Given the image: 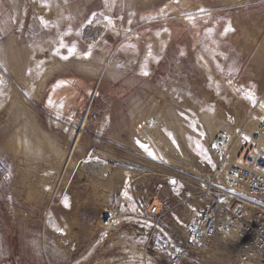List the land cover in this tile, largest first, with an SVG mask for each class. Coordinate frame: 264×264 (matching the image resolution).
<instances>
[{"label": "rangeland", "instance_id": "rangeland-1", "mask_svg": "<svg viewBox=\"0 0 264 264\" xmlns=\"http://www.w3.org/2000/svg\"><path fill=\"white\" fill-rule=\"evenodd\" d=\"M131 1L0 0V264H167L154 240L178 233L211 138L255 142L264 0ZM200 264H234V249L214 241Z\"/></svg>", "mask_w": 264, "mask_h": 264}, {"label": "built area", "instance_id": "built-area-1", "mask_svg": "<svg viewBox=\"0 0 264 264\" xmlns=\"http://www.w3.org/2000/svg\"><path fill=\"white\" fill-rule=\"evenodd\" d=\"M254 132V143L237 144L238 135L228 126L211 138L208 173L189 195L178 233L163 232L154 240V251L167 264H200L214 241L234 249V264H264V144L258 139L264 118ZM168 201L164 195L160 206L168 207Z\"/></svg>", "mask_w": 264, "mask_h": 264}, {"label": "bare ground", "instance_id": "bare-ground-1", "mask_svg": "<svg viewBox=\"0 0 264 264\" xmlns=\"http://www.w3.org/2000/svg\"><path fill=\"white\" fill-rule=\"evenodd\" d=\"M149 1V0H148ZM218 1H220V2H222V3H228L227 5H229V6H234V5H239V4H242V3H244V0H218ZM131 2H141V3H144V0H132ZM181 3V5H183L184 7H188L189 5H193V3H191L190 1H188V0H183V1H181L180 2ZM226 5V4H225ZM222 6H224V4L222 5ZM256 38V36L254 35V34H252L251 33V31L250 32H247L246 33V37H245V41L243 42L244 44L242 45V47H247L251 42H252V40H254ZM246 44V45H245ZM259 53V54H258ZM258 53H256V54H258V55H260V58L259 59H264V39L262 40V42L260 43V50H258ZM257 55V56H258ZM39 88V87H38ZM260 110L262 111V113H263V115H264V106H261V108H260ZM258 117V116H257ZM156 118L157 117H153L152 119L153 120H149L150 122H147V123H145V124H143V126H141V129H142V131L143 132H146V130L149 132L148 134H147V137L149 138V137H153V138H155V140H156V138H160V137H162L161 135H159L154 129V127H155V122H156ZM155 119V120H154ZM212 122V121H211ZM213 127V126H212ZM214 129V128H213ZM214 131V130H213ZM138 132V131H137ZM154 133V136L152 135ZM214 133V132H213ZM255 132L254 131H251V132H247L246 134H247V137H248V139H249V141L251 140V138H252V136H253V134H254ZM140 134V133H139ZM168 134H170L169 132H168ZM171 136V135H170ZM246 137V138H247ZM173 138V137H172ZM258 139H260L259 140V142H261V143H263L264 144V135H260L259 137H258ZM22 138L19 136V135H17V136H14L12 139H11V141L9 142V147L14 151V152H19V150H20V148H21V145H22ZM253 140V139H252ZM137 141H139L140 143H137ZM47 143H49V142H47L43 137H41L40 138V142L39 143H37L36 145H34V143L31 145V148L33 149V150H37V151H42V146H44V144H47ZM136 143L138 144V145H141V144H143V145H146L147 146V148H144V150H145V152H146V156H150V157H152V158H155V159H157V160H160V159H169V156H168V153H167V151H166V149H165V145H163V147H162V145H159L158 143L156 144V142L154 141L153 143L151 142V143H148V141H146L145 139H144V137L143 138H141V137H137V139H136ZM50 144V143H49ZM165 144V143H164ZM53 147V146H52ZM140 148H142L141 146H140ZM143 149V148H142ZM56 152H57V150H55ZM153 153V155H150L149 153ZM151 163V162H150ZM175 163V162H174ZM24 168V167H23ZM139 169V168H138ZM26 173H28V175L30 174V172L28 171V172H26ZM48 173L50 174V172L49 171H47V172H44V175H42L41 177H40V179L38 180V183L39 184H41L42 185V188H43V186H47V184H48V180H49V176H47L48 175ZM30 196L33 198V199H38L37 198V195L34 193V191L33 190H30ZM64 201H66L65 199H64ZM106 224H109V220H108V222H106ZM215 248H217V247H215ZM226 248V247H225Z\"/></svg>", "mask_w": 264, "mask_h": 264}, {"label": "snow or ice", "instance_id": "snow-or-ice-1", "mask_svg": "<svg viewBox=\"0 0 264 264\" xmlns=\"http://www.w3.org/2000/svg\"><path fill=\"white\" fill-rule=\"evenodd\" d=\"M229 30H231L230 27H229V28H226V29H225V32H227V31H229ZM86 55H87V54H86ZM146 74H147V73L145 72V75H146ZM249 98L251 99V96H250ZM253 103H255L254 100H253ZM137 143H140V142L137 141ZM140 146L143 147V148H147V146H146V145H143V144H141ZM149 154H150V155H153V153H151V152H150ZM174 182H175V181H173V183H174ZM65 202H66V201H65Z\"/></svg>", "mask_w": 264, "mask_h": 264}, {"label": "crops", "instance_id": "crops-1", "mask_svg": "<svg viewBox=\"0 0 264 264\" xmlns=\"http://www.w3.org/2000/svg\"><path fill=\"white\" fill-rule=\"evenodd\" d=\"M190 1V0H189ZM219 61V63L221 64V62H220V60H218Z\"/></svg>", "mask_w": 264, "mask_h": 264}]
</instances>
